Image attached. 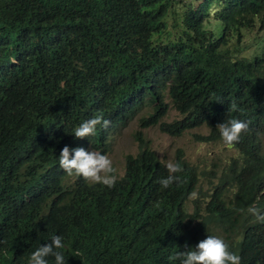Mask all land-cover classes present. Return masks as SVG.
<instances>
[{
	"label": "clouds",
	"instance_id": "obj_1",
	"mask_svg": "<svg viewBox=\"0 0 264 264\" xmlns=\"http://www.w3.org/2000/svg\"><path fill=\"white\" fill-rule=\"evenodd\" d=\"M111 1L130 20L140 19L130 0ZM175 16L180 24L170 23ZM164 23L145 31H122L113 24L88 54L80 52L71 63L84 80L77 92L81 107L69 130L47 132L44 141L55 140L56 156L33 191L31 213L48 223L50 243L27 259L20 238L9 228L0 264H49L48 257L65 264L63 219L111 203L127 178L129 161L138 158L147 159L149 173L131 189V213L150 224L155 218L164 231L186 239L176 257L180 264H242L238 246L250 229L254 250L264 251V112L214 100L215 74L232 70L217 67L220 61L264 59V0L249 6L243 0H181ZM112 29L120 35L104 41ZM59 32L67 39L72 28ZM125 37L141 38L149 47L116 57L112 48ZM254 94L264 101V74ZM135 123L137 153L114 161L119 139ZM185 136L191 138L190 150L161 157L159 140ZM83 185L90 191L74 204L71 193ZM228 209L238 216L232 230L222 225ZM162 252L139 262L159 264Z\"/></svg>",
	"mask_w": 264,
	"mask_h": 264
},
{
	"label": "trees",
	"instance_id": "obj_2",
	"mask_svg": "<svg viewBox=\"0 0 264 264\" xmlns=\"http://www.w3.org/2000/svg\"><path fill=\"white\" fill-rule=\"evenodd\" d=\"M130 1L140 10L137 21L111 0H0V263L11 237L9 228L20 238L27 259L50 243L48 223L31 213L33 191L56 156L55 140L44 141L47 132L62 135L69 130L81 107L77 92L84 88V80L71 63L80 52L88 54L98 36L113 24L122 31L163 27L181 0H163L162 5L158 0ZM243 1L249 6L253 0ZM68 27L71 34L62 38L59 31ZM119 35L112 29L103 40L114 41ZM148 47L141 38L125 37L112 49L118 57ZM217 67L232 70L215 74V101L264 112L263 99L254 94L264 74V59L249 63L223 59ZM148 173L147 159L130 160L127 178L111 203L63 219L65 264H145L139 261L162 251L159 264H180L176 257L186 239L174 230L164 231L155 218L150 224L131 213V189ZM89 191L84 185L74 188L72 202L82 203ZM237 218V211L228 209L222 225L232 230ZM251 231L238 246L242 264H264V251L254 250ZM48 261L55 264L54 257Z\"/></svg>",
	"mask_w": 264,
	"mask_h": 264
},
{
	"label": "rangeland",
	"instance_id": "obj_3",
	"mask_svg": "<svg viewBox=\"0 0 264 264\" xmlns=\"http://www.w3.org/2000/svg\"><path fill=\"white\" fill-rule=\"evenodd\" d=\"M195 4H198V1H195ZM170 23L180 24L181 18L175 16L170 20ZM213 24H217L213 21ZM254 34V33H253ZM253 36L251 32L248 33V37ZM254 48V46H251ZM137 129V124L131 125L128 129L125 130L124 135L119 139L113 153L114 161H122L123 157L128 153H137V146L133 141V133ZM154 135L158 136L159 133L157 130H154ZM192 147L191 138L185 136L180 139H169L162 138L157 142L156 149L160 153L161 157L170 158L175 152L180 149H184L186 152Z\"/></svg>",
	"mask_w": 264,
	"mask_h": 264
}]
</instances>
